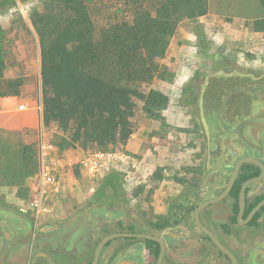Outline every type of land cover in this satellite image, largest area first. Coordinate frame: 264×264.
Here are the masks:
<instances>
[{"label": "rangeland", "instance_id": "1", "mask_svg": "<svg viewBox=\"0 0 264 264\" xmlns=\"http://www.w3.org/2000/svg\"><path fill=\"white\" fill-rule=\"evenodd\" d=\"M15 1V6L0 9V27L6 33L5 78L23 80L17 104L24 106H20L21 111L37 119L38 126L25 129L20 137L17 187L28 191L29 198H20L18 191L11 200L0 198V222H24L17 214H32V204L36 203L47 220L56 215L65 219L77 215V221L88 223L84 231H92L93 226L94 231L100 228L89 261L98 242L123 226L144 234L166 231L163 264H231L197 230L188 229L191 238L178 225L192 223L193 212L187 219L181 218L195 208L193 199L198 196L199 181L204 176L211 129L225 124L223 113H210L206 106V90L211 85H222L209 81L227 75H251L255 81L264 77V36L252 30V20L240 18L242 11L255 19L259 17L260 0H242L244 9L228 14L231 16L227 15L230 0H210L208 16L181 24L167 57L159 61L168 71L153 82L137 86L143 93L158 89L170 97V105L163 112L165 124L149 119L143 104L137 101L132 134L107 153L93 151L84 142L65 143L66 135L56 124L44 125L40 44L30 14L46 6L44 0ZM136 2L143 0H88V6L95 26L102 28L129 20ZM248 83L249 89L261 91L246 107L249 113L243 120H255L257 110L264 109V82ZM27 145L36 151V167L32 162L22 171L21 151ZM174 211L175 222L170 228H156ZM216 230L214 233L235 254L239 264H264V229L243 227L228 233ZM147 262L156 264L152 256L148 258L143 240L118 238L104 248L99 264Z\"/></svg>", "mask_w": 264, "mask_h": 264}, {"label": "trees", "instance_id": "2", "mask_svg": "<svg viewBox=\"0 0 264 264\" xmlns=\"http://www.w3.org/2000/svg\"><path fill=\"white\" fill-rule=\"evenodd\" d=\"M44 3L43 11L35 9L30 14L40 44L44 125L56 124L66 135L65 143L84 142L93 151L107 153L132 134L137 101L143 104L142 110L149 119L165 124L163 112L170 105V97L158 89L143 93L137 86L153 82L168 71L159 61L167 57L179 26L208 16L210 0H143L136 2L129 20L102 28L95 26L88 0ZM15 5V0H0V9ZM259 8L261 15L252 21V30L264 36V0L259 1ZM5 34L0 27V98L20 96L24 86L21 79L5 78ZM258 78L255 81L251 75H227L209 82H221L212 93L222 96L221 103L242 105L251 101L248 82H264V77ZM230 82H242L244 91L231 93ZM209 89L204 94L206 102ZM226 111L231 108L228 106ZM21 155L22 171L32 162L36 167L33 146H24ZM18 196L28 199L29 192L18 190ZM192 212L191 208L181 219H187ZM171 213L170 219L163 218L156 228H170L176 216L175 211ZM145 243L157 260L159 244Z\"/></svg>", "mask_w": 264, "mask_h": 264}, {"label": "flooded vegetation", "instance_id": "3", "mask_svg": "<svg viewBox=\"0 0 264 264\" xmlns=\"http://www.w3.org/2000/svg\"><path fill=\"white\" fill-rule=\"evenodd\" d=\"M230 83L233 86L231 93L244 91L242 82ZM214 86L209 87L210 97L206 106L210 113H223L220 115L225 124L214 131L211 129L212 134L209 137V144L206 149L207 161L204 167V176L199 181L198 196L193 199L195 200V208L192 223L184 222L178 225L187 234H191V238L192 233L188 229L197 230L199 234L203 235L201 238L205 240L208 237L203 234L195 223V211L201 203L216 199L227 191L238 163L245 158H253L257 163H245L239 167L237 178L229 195L223 201L206 207L200 214V221L204 227L213 233L217 231V228L227 233L243 227H254L256 230L264 229V206L257 212L251 222L245 223L250 213L264 201V109L257 110L258 116L255 115V120H243L249 113L246 110L249 103L242 105L240 103L236 105L221 103L222 96L212 94L215 92ZM249 91L252 93L250 98L253 101L258 97L261 90L252 88ZM228 106L231 108L229 112L226 111ZM251 123H258L259 125L254 126ZM260 177H262L261 180L249 184L246 189L245 212L242 222H240L238 215L240 213V196L243 185L254 178ZM32 206V214L27 211L17 214L18 218L24 222H0V264H85V256L86 254H92L94 241L96 237H99L100 228L94 231L93 226V228H90L92 231H84L85 225L88 223L77 221V215L70 219L56 215L54 218L47 220L46 215L43 216L34 204ZM258 214L261 216L255 220ZM164 232L166 231L162 233L148 232L146 234L163 238ZM116 233L139 234L143 232L120 226L119 232ZM216 236L222 242L218 235ZM195 237L193 236V238ZM125 239L132 240V238ZM143 241L149 258L151 255L146 247L145 241L147 240ZM207 241L214 246L209 238ZM109 243L105 248L109 247ZM92 260L86 264H91ZM261 260H264V254L261 255Z\"/></svg>", "mask_w": 264, "mask_h": 264}, {"label": "crops", "instance_id": "4", "mask_svg": "<svg viewBox=\"0 0 264 264\" xmlns=\"http://www.w3.org/2000/svg\"><path fill=\"white\" fill-rule=\"evenodd\" d=\"M241 1L230 0L227 15L237 12V10L242 11L245 4H242ZM257 10H259V6ZM245 13V11H242V16L240 17L242 20L250 22V20L253 21L255 19L253 15L248 16ZM254 15L256 16V14ZM19 97L6 96L0 98V198L8 200L13 199V196L17 195V186L20 182L21 133L25 129L32 130L38 126V121L33 115L25 114V110L21 111L20 106L22 105L17 104ZM28 111L26 110V112ZM88 261L89 254H86L85 264Z\"/></svg>", "mask_w": 264, "mask_h": 264}, {"label": "water", "instance_id": "5", "mask_svg": "<svg viewBox=\"0 0 264 264\" xmlns=\"http://www.w3.org/2000/svg\"><path fill=\"white\" fill-rule=\"evenodd\" d=\"M251 125H254V126H257L259 125L258 123H251ZM245 163H257V161L253 158H245V159H242L233 175H232V178H231V182H230V185L227 189V191L221 195L220 197L216 198V199H213V200H209V201H206V202H203L201 203L198 208L196 209L195 211V215H194V219H195V223L196 225L198 226V228L203 232V234L205 236H207L211 241L212 243L214 244V246L223 254L225 255L229 260H230V263L231 264H239V260L238 258L235 256V254L227 247L225 246L218 238L217 236L212 232L210 231L209 229H207L206 227H204L200 221V214L201 212L208 206L210 205H213V204H217L221 201H223L230 193L231 189H232V186L237 178V175H238V170H239V167L242 165V164H245ZM262 177L260 178H254L248 182H246L244 185H243V188H242V191H241V196H240V213L238 215V220L240 222H242V218L244 217V212H245V205H246V189L248 187L249 184L251 183H254L256 181H259L261 180ZM264 206V201H262L249 215V217L245 220V223H249L252 221V219L254 218V216L257 214V212ZM122 237H125V238H132V239H143V240H147V241H153V242H156L157 244H159L160 246V253H159V256L156 260V264H163L164 263V259L166 257V253H167V244L165 242V240L161 237H157V236H154V235H149V234H144V233H135V234H122V233H116V234H111V235H108L106 236L105 238H103L101 240V242L98 244V246L96 247V250H95V253H94V257H93V260H92V263L91 264H99V261H100V257H101V254L104 250V248L106 247V245L111 242L112 240L114 239H118V238H122ZM129 264V263H127Z\"/></svg>", "mask_w": 264, "mask_h": 264}, {"label": "built area", "instance_id": "6", "mask_svg": "<svg viewBox=\"0 0 264 264\" xmlns=\"http://www.w3.org/2000/svg\"><path fill=\"white\" fill-rule=\"evenodd\" d=\"M23 107H24V106H21V108H23ZM34 206L38 208V206H37V204H36V203H34Z\"/></svg>", "mask_w": 264, "mask_h": 264}]
</instances>
